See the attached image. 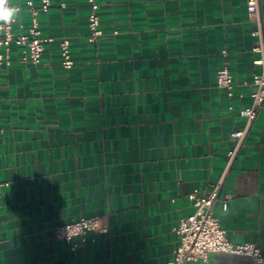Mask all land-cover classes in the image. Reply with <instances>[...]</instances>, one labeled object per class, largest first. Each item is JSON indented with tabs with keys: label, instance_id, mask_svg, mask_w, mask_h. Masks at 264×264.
<instances>
[{
	"label": "crops",
	"instance_id": "crops-1",
	"mask_svg": "<svg viewBox=\"0 0 264 264\" xmlns=\"http://www.w3.org/2000/svg\"><path fill=\"white\" fill-rule=\"evenodd\" d=\"M28 1L12 0L22 8L15 37L40 9ZM87 1L51 0L37 15L48 38L39 66L13 45L0 67V264H167L194 212L189 194L221 181L213 216L232 243L264 255V106L227 170L259 72L248 0H97L104 36L93 43ZM259 11L264 34V0ZM225 63L231 97L216 83ZM80 218L108 232L73 249L81 239L55 229ZM186 264L251 260L213 253Z\"/></svg>",
	"mask_w": 264,
	"mask_h": 264
},
{
	"label": "built area",
	"instance_id": "built-area-1",
	"mask_svg": "<svg viewBox=\"0 0 264 264\" xmlns=\"http://www.w3.org/2000/svg\"><path fill=\"white\" fill-rule=\"evenodd\" d=\"M87 2L90 8L88 16V40L93 43L103 37L104 33L100 29L99 4L97 0H88ZM259 4L260 0H248L247 2L248 19L255 25L253 35L257 37V42L254 51L259 54V57L254 61V65L259 67V72L253 76L250 83L253 92L249 106L238 112L239 116L245 119V125L242 129L234 131L231 134V137L236 141V145L228 153L227 170L233 164L248 132L264 106V34ZM27 6L32 9L33 2L31 0L28 1ZM50 7L51 0H41L40 9L32 10L33 24L28 34L17 37L13 36L12 26L15 22L0 27V67L4 63L9 64L10 51L13 45L21 49L22 63L33 66L40 65L44 52V44L48 41V38L43 37L38 30L36 17L40 12L47 13ZM114 34H117V32H114ZM60 54L63 68L70 70L74 62L68 39H63L60 43ZM222 55L226 56V51H223ZM216 83L219 88L226 90L229 97L232 96L234 88L233 78L226 63L217 72ZM221 185L222 181L208 193H202L195 189L189 194L194 212L192 215L181 219L176 227L175 231L179 236V244L174 251L173 259L167 264H186L197 261L207 262L210 254L213 253L244 256L251 260V264H264V255L256 244L232 243L227 238L226 230L221 227L219 221L213 216V207L219 200ZM1 188L2 185L0 184V195ZM107 232L108 226L99 218H80L55 229V235L58 239L66 242H71L75 238L81 239V243L73 245V249L86 244L89 233L106 234Z\"/></svg>",
	"mask_w": 264,
	"mask_h": 264
},
{
	"label": "clouds",
	"instance_id": "clouds-1",
	"mask_svg": "<svg viewBox=\"0 0 264 264\" xmlns=\"http://www.w3.org/2000/svg\"><path fill=\"white\" fill-rule=\"evenodd\" d=\"M20 12V6L12 0H0V27L17 22Z\"/></svg>",
	"mask_w": 264,
	"mask_h": 264
}]
</instances>
